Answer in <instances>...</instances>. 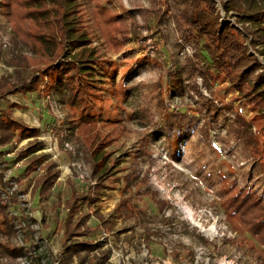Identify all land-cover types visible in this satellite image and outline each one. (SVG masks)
Segmentation results:
<instances>
[{"label":"rangeland","instance_id":"374dc122","mask_svg":"<svg viewBox=\"0 0 264 264\" xmlns=\"http://www.w3.org/2000/svg\"><path fill=\"white\" fill-rule=\"evenodd\" d=\"M90 4L93 17L100 23V36L99 32H92L89 23L84 28L91 44L104 52V67L115 72L101 109L103 112L107 109L105 114L108 113L113 126L101 123L94 127L113 134L108 150L123 159L116 177H123L133 165H138L139 176L146 175L140 191L156 190L157 198L165 205L159 210L151 200L137 199L136 190L132 189L127 194L133 217H119L115 207L122 182L118 181L113 191H105L109 198L102 196L94 204L104 215L105 225L90 217L87 224L91 233L85 239L97 243L102 250H110L105 264H259L250 249L255 247L259 251L260 246L242 229L236 217L229 218L223 210L229 198L224 189L233 183L264 202V175H255L258 164L248 157L243 142L234 140L228 131V126L237 120L235 114L239 115L238 120L249 122V109L234 103L235 114L221 111L236 93H226L227 82L219 77L210 82L209 90L200 78L194 84L199 94L213 102V108L201 103L193 91L178 92L172 97L166 93V88L174 92L166 69L183 63L192 56L193 49L187 44L176 46L174 25L165 17L158 28L165 39L160 42L164 48L157 52L144 16L150 9L147 0H90ZM111 17L124 18L131 31H138L145 42L139 44L133 34L122 47L109 42L104 29ZM8 36V24L0 16V77L12 73L3 62L7 51L2 44ZM8 102L18 105L13 110L15 118L39 130L37 139L43 143L39 153L55 161L61 172L50 195L39 201L36 193H30L32 182L23 176L22 165L14 161L16 149L25 147L31 139L15 141L4 149L9 166L3 172L1 196L14 198L10 212L16 216V224L29 232L23 244L37 245L35 252L33 249L18 254L16 263L61 264L63 203L69 196L65 181L70 178L82 190L94 182L89 178V168L82 160L83 151L77 140L70 135L62 142L57 140L55 129L63 110L55 96H8L1 105ZM177 124L182 127H172ZM241 130L261 141L256 124ZM256 157L264 161V148ZM52 204L57 207L51 208Z\"/></svg>","mask_w":264,"mask_h":264},{"label":"trees","instance_id":"16d2710c","mask_svg":"<svg viewBox=\"0 0 264 264\" xmlns=\"http://www.w3.org/2000/svg\"><path fill=\"white\" fill-rule=\"evenodd\" d=\"M147 1L150 9L144 16L151 30L149 38L158 47L157 52L164 48L160 42L165 39L158 28L165 17L174 25L178 37L176 46L187 44L193 49L192 56L183 63L166 69L174 87L173 93L169 88L165 89L166 93L172 97L178 92L193 91L199 95L201 103L213 108V102L198 93L195 81L200 78L208 90L213 79L219 77L226 81L225 92L236 94L221 111L235 114L232 104L237 103L240 108L246 106L251 113L250 123L246 124L235 114L237 120L228 126V131L234 140L243 142L248 157L258 164L255 175H264V168L260 167L264 166V161L256 157V154L260 156L261 147L264 148V0ZM91 7L90 0H0V16L9 28L7 42L2 44L7 51L3 62L12 69V73L0 77V185L4 184L3 172L9 166L4 149L15 141L26 139L31 141L16 149L14 161L20 162L23 176L32 182L30 193H36L42 201L50 195L60 176L57 163L39 153L43 147L42 141L37 139L39 130L14 117L13 110L18 108L16 103L1 105L8 96L32 94L55 96L63 110L55 129L57 140L62 142L67 135L77 140L83 151L82 160L89 168V178L94 182L90 188L82 190L70 178L65 181L69 196L63 203L61 264L73 261L75 264L107 263L110 250L100 249L97 243L85 237L91 233L87 224L90 217L105 225L104 215L94 204L102 196L109 198L105 191H113L116 182H122L115 207L119 217H133L130 195L127 194L132 189L136 190L137 199L147 198L159 210L165 205L157 198L156 190L140 191L146 175L139 176L138 165H133L123 177H116L123 159L108 150L113 134L94 127L101 123L113 126L114 122L108 113L105 114L107 109L104 112L101 109L115 72L104 67V52L91 44L84 28V24L89 23L92 32H99L100 36V23L93 17ZM117 18L111 17L104 22L109 42L122 47L130 34L139 44L145 42V37L138 31H131L124 18ZM252 123L258 126L261 141L241 130ZM172 127L181 128L182 125ZM142 152L150 156L145 150ZM15 182L20 184L19 180ZM238 186L233 183L224 189L229 198L224 202L223 210L229 218L236 217L242 229L260 246L259 251L255 247L250 249L251 256L264 264V202ZM14 203L13 197L5 199L0 193V264H17L18 254L37 249L36 244H23L29 232L16 224V216L10 212V205ZM55 205L51 208H56ZM96 250L100 252L93 254Z\"/></svg>","mask_w":264,"mask_h":264},{"label":"bare ground","instance_id":"6f19581e","mask_svg":"<svg viewBox=\"0 0 264 264\" xmlns=\"http://www.w3.org/2000/svg\"><path fill=\"white\" fill-rule=\"evenodd\" d=\"M210 230H211V229H210ZM210 230H209V231H210Z\"/></svg>","mask_w":264,"mask_h":264}]
</instances>
